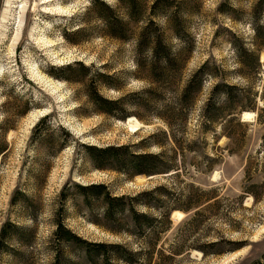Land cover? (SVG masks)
I'll use <instances>...</instances> for the list:
<instances>
[{"label": "rangeland", "instance_id": "374dc122", "mask_svg": "<svg viewBox=\"0 0 264 264\" xmlns=\"http://www.w3.org/2000/svg\"><path fill=\"white\" fill-rule=\"evenodd\" d=\"M101 1L113 8L117 4L116 0ZM194 1L193 6L197 10L185 17L188 32L194 39V51L187 60L183 81L201 64L209 61L208 68L218 67V76L223 78L221 72L227 73L224 78L228 84L247 91L244 92L242 105L247 106L249 100L254 99L258 109L264 108V99L258 98L264 86V47L259 54L260 71L251 73L247 79L236 73L238 65L234 52L235 43H241L250 50L254 48L252 6L257 0ZM90 4V0H0V123L9 127L4 135L5 151L0 155V235L6 222L31 232L30 238L28 235L22 243L16 239L7 242L10 253L0 247V264H51L53 254L49 247L56 229L55 213L61 210L65 217L63 225L83 239L130 242L126 235L111 234L88 222L85 218L87 212L79 199H68L61 204L63 188L70 181L83 185L104 184L111 187L117 196L135 195L158 185L171 184V174L124 180L115 172L92 170L78 146L136 145L160 129H168L155 116L152 102L148 103V108L124 103L121 108L129 114L124 120L94 111L86 96L91 82L97 86L101 97L113 101L153 85L148 79L133 77V42L115 40L102 34L101 23L92 19L91 14L86 15ZM150 4L151 1L147 0V6ZM228 9H232V16L224 14ZM154 21L166 28L165 35L171 44H179L171 38L165 20ZM260 24H264V15ZM138 27V24L134 25L132 30L136 31ZM77 29L84 30L83 37L73 44L70 40L76 38L69 35ZM74 63L90 67L87 76L82 78L75 72L63 73L75 77L73 82H66L46 72L49 67ZM97 73L113 76L115 85L120 89L99 85ZM218 81L211 78L205 80L188 116V138L199 133L198 127L202 122L200 111ZM255 93L258 95L253 98ZM239 106L236 103L230 108L239 109ZM243 113H253L255 117L244 122L245 128L236 131L237 138L245 132L236 153L230 154L225 150L228 142L225 137L216 140L211 132L207 133V151L221 156L222 163L210 174L198 173L187 166L186 174L182 172L174 181L178 189L190 183L201 187H222L220 194L223 204L227 205V209H223L225 217L220 222L213 221L211 227L206 228H211L208 240L222 236L242 247L207 257L192 250L179 264H252L256 261L264 264V127L257 123L254 112H240V121ZM46 115H50L46 135H52V129L59 126L67 130L74 140L56 153L53 151L57 143L51 150L47 143L43 146V142L37 141L32 133ZM130 118L138 122L137 131L130 130V123L127 122ZM215 128L218 134V124ZM161 150L164 148L154 146L140 152L158 153ZM249 184L256 185L253 190L257 199L244 197L242 205H238L236 198ZM23 197L24 202L19 199ZM179 213L173 212L170 216L173 229L163 237L168 242L172 241L174 228L192 212L180 213L181 219L177 218ZM201 229L198 234L202 233ZM205 240L204 237L201 239Z\"/></svg>", "mask_w": 264, "mask_h": 264}, {"label": "trees", "instance_id": "16d2710c", "mask_svg": "<svg viewBox=\"0 0 264 264\" xmlns=\"http://www.w3.org/2000/svg\"><path fill=\"white\" fill-rule=\"evenodd\" d=\"M150 1L151 4L147 6V0H116V7L113 8L101 0H90L86 15L91 14L92 19L101 23V33L105 36L133 42L135 55L133 77L148 79L153 86L113 101L101 97L97 92V86L91 82L87 86L86 96L96 113L122 120L129 116L121 108L124 103L148 108V103L152 102L155 116L161 119L168 129H160L136 145L104 148L85 144L78 146L92 170L115 172L124 180H132L136 176L171 174V184L158 185L135 195L117 196L111 187L104 184L83 185L68 182L61 194L62 205L68 199H79L87 212L85 218L88 222L111 234L126 235L130 242H97L83 239L63 225L65 219L63 211H57L54 219L56 229L49 247L53 254L51 264H179L192 250L202 254V257H207L218 256L242 247L241 244L231 242L222 236L208 240L210 237L208 230L211 228H206L211 227L213 221L220 222L225 217L223 209L227 205L223 204L224 199L220 194L222 187L218 185L201 187L190 183L178 189L174 181L182 172L186 174L187 166H191L198 173L210 174L222 163L221 156L208 153L209 142L205 140L207 133L211 132L216 140L225 137L228 140L225 150L230 154L236 153L242 143L240 138L245 136V132L241 133L240 138L235 136L238 129L245 128V123L240 121L238 115L242 111L254 112L257 123L264 127L262 119L264 108L258 109L254 99L253 101L250 99L247 106L242 105L247 91L228 84L224 78L227 73L221 72L223 78L218 76V67L208 68L209 61L201 64L183 81L187 60L194 51V39L188 32L185 17L197 10L193 6L195 1ZM231 12L232 9H228L224 14L230 15ZM263 15L264 0H257L252 6L254 48L250 50L241 43L234 44L238 65L235 72L245 79L251 73L259 72L262 67L259 54L264 47V24H260ZM155 19L165 20L171 38L177 40L179 44L173 45L169 42V37L165 35L166 28L156 23ZM137 24L139 27L133 31L132 26ZM83 33V29H77L69 35L76 39L70 41L77 44ZM89 71L90 67L81 63L46 69L49 76L66 82H73L75 77L63 73L75 72L83 78ZM96 76L99 78V85L120 89L115 85L113 76L103 73H97ZM207 78L220 81L213 85L200 111L202 122L198 127L199 133L188 138L189 130L186 125L188 116ZM262 89L263 93L258 98L264 99V86ZM257 95L253 94V98ZM236 103L241 105L239 109L230 108ZM245 114L255 116L253 113H243ZM49 116L41 118L32 133L37 141L43 142V146L47 143L51 150L57 143L53 151L56 153L74 140L67 130L59 126L52 129V135H46L45 131L48 132L47 129L50 127ZM138 119L141 120L140 117ZM215 124L219 126L218 134ZM8 128L4 123H0V155L5 151L4 135ZM46 137L51 139L45 141ZM154 146L164 150L158 153L140 152ZM189 155L191 156L188 157ZM245 173L248 175L247 169ZM262 175L264 178V170ZM255 187L254 184L243 187L241 194L236 198L238 205H242L244 197L257 199L253 190ZM19 199L25 201L24 197ZM173 212L192 213L174 228L172 241L168 242L163 237L173 229L170 217ZM199 228H202L201 234H198ZM28 235L30 238L31 232L27 229L6 222L0 235V247L4 252L10 253L6 243L12 239L22 243L26 241ZM203 237L207 240L201 241ZM179 256L183 257L178 258ZM262 259L264 260V254ZM252 264L261 263L256 261Z\"/></svg>", "mask_w": 264, "mask_h": 264}, {"label": "bare ground", "instance_id": "6f19581e", "mask_svg": "<svg viewBox=\"0 0 264 264\" xmlns=\"http://www.w3.org/2000/svg\"><path fill=\"white\" fill-rule=\"evenodd\" d=\"M242 117H243L242 120L245 122V121H247L249 119H253L255 116L254 115H250V114H245V115H242ZM127 122L130 123L129 128H130L131 131H137V129L139 128L138 127L139 125H138V122L136 120L130 119ZM177 218L178 219H181L182 218V215L179 213V217H177ZM231 259H232V257H231Z\"/></svg>", "mask_w": 264, "mask_h": 264}, {"label": "water", "instance_id": "95a60500", "mask_svg": "<svg viewBox=\"0 0 264 264\" xmlns=\"http://www.w3.org/2000/svg\"><path fill=\"white\" fill-rule=\"evenodd\" d=\"M241 122H244V121H242V116H241Z\"/></svg>", "mask_w": 264, "mask_h": 264}]
</instances>
